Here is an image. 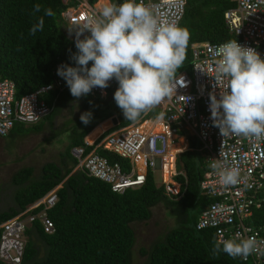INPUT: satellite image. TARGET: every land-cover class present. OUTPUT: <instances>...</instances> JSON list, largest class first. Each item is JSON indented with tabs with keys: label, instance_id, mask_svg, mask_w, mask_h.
Instances as JSON below:
<instances>
[{
	"label": "trees",
	"instance_id": "1",
	"mask_svg": "<svg viewBox=\"0 0 264 264\" xmlns=\"http://www.w3.org/2000/svg\"><path fill=\"white\" fill-rule=\"evenodd\" d=\"M183 15L178 23L189 32L185 59L180 71L189 72L190 47L193 43H221L233 40L224 27L223 12L234 5L233 0H184ZM112 3H116L112 0ZM41 5L40 12L34 6ZM65 7L62 0H0V78L10 80L14 85V97L32 92L52 81L54 65L75 66L71 59L77 52L75 41L60 33L57 24L61 22L60 11ZM51 8L54 16L44 15ZM40 17L44 19L43 29L30 34V29ZM92 62H89L91 67ZM118 85V84H116ZM107 89V94L115 90ZM107 96V95H106ZM51 105V111L41 120L50 123L64 108L71 111L76 106L92 113L88 124L80 117L65 128L68 140L60 154L59 163L45 162L37 178L30 180L29 166L17 170L11 178L18 188L13 193L14 207L0 211V222L13 216L18 210L32 203L47 191L56 187L57 200L47 210L53 224V232L47 234L34 221L25 230V244L20 264H130L129 253L134 235L129 224L145 220L150 208L162 204L173 220V225L161 240L154 241L141 264H249L240 257L232 258L223 251L214 252L215 239L211 229H196L195 221L201 209L211 201L199 190L198 183L206 167L205 156L197 149L198 142L188 138V149L177 156V166L185 177L182 195L177 200H168L161 187H156L151 173L137 188H127L122 193L109 189L107 183L86 176L80 170H73L76 160L70 149L82 145L86 136L102 120L115 116L118 129L134 121L126 120L114 97L98 99L89 96L73 97L70 89L58 94L49 93L44 98ZM158 110L152 108L143 116L153 117ZM141 114V115H142ZM15 124L6 137L11 138ZM107 130V132L109 131ZM106 133V132H105ZM90 147L86 148L88 150ZM97 152L109 162L125 166V160L106 150ZM182 182L181 177H177ZM250 221L255 225L264 224V203L252 212ZM36 238L44 246V254L36 257L33 243ZM0 264H3L0 262Z\"/></svg>",
	"mask_w": 264,
	"mask_h": 264
},
{
	"label": "built area",
	"instance_id": "2",
	"mask_svg": "<svg viewBox=\"0 0 264 264\" xmlns=\"http://www.w3.org/2000/svg\"><path fill=\"white\" fill-rule=\"evenodd\" d=\"M89 1L62 0L65 7L59 13L61 22L79 29L89 17L99 18L101 11L96 2ZM143 2L167 22L179 23L185 7L184 0ZM233 2L234 5L222 15L225 29L241 46L255 49L264 58V0ZM84 33L90 35L87 31ZM225 42L191 44L189 72L183 70L174 75L173 93L154 107L158 110L157 115L145 118L142 114L131 124L108 133L105 130L92 141H87L84 136L82 145L70 149L76 160L73 170L107 183L115 193L139 187L151 173L155 186L161 187L164 196L168 200H177L182 195L185 177L176 159L181 151L188 149V138L193 136L206 161L198 183L199 190L211 198L199 212L195 228L211 229L215 241L231 238L237 233L264 240V224L255 225L250 221L253 210L264 203V137L257 139L255 136L233 134L223 137L211 116V95L215 94L219 99L221 91L213 76L217 59L214 53ZM58 67L60 64L56 63L49 84L17 98L14 97L13 83L0 78V137L6 136L13 125L34 124L51 111L53 103H46V95L58 94L69 88L66 81L57 75ZM116 84L118 81L113 78L107 88L95 87L87 96L105 99L107 89ZM98 149L122 157L126 161L125 166L109 162L97 152ZM214 164L238 168L239 182L223 186L219 169L214 168ZM155 173H158V182L154 180ZM177 177H181L182 182ZM55 190L53 187L0 222L1 263L20 264L25 230L31 227L32 222L36 221L47 234L53 232L47 210L57 200ZM240 259L249 264H264V256L257 254Z\"/></svg>",
	"mask_w": 264,
	"mask_h": 264
},
{
	"label": "clouds",
	"instance_id": "3",
	"mask_svg": "<svg viewBox=\"0 0 264 264\" xmlns=\"http://www.w3.org/2000/svg\"><path fill=\"white\" fill-rule=\"evenodd\" d=\"M40 10L41 5L36 4L34 12ZM44 15L51 17L55 13L47 8ZM43 25L44 19L40 17L30 34L42 30ZM85 31L90 35L81 39ZM76 34L77 52L71 56L75 66L61 65L57 69L73 97L87 96L95 87L105 89L115 78L119 86L114 100L126 120L136 121L172 95L174 75L185 59L189 32L174 21L161 20L143 0L110 2L99 18L89 17ZM214 55L217 59L213 76L221 91L219 99L211 95L213 123L223 137H264V58L236 40L218 46ZM91 117L88 111L80 119L86 125ZM213 167L219 169L223 186L239 182L238 168L220 164ZM221 251L234 259H247L252 254L264 256V240L237 233L215 242V254Z\"/></svg>",
	"mask_w": 264,
	"mask_h": 264
},
{
	"label": "rangeland",
	"instance_id": "4",
	"mask_svg": "<svg viewBox=\"0 0 264 264\" xmlns=\"http://www.w3.org/2000/svg\"><path fill=\"white\" fill-rule=\"evenodd\" d=\"M95 1L90 0L89 2L94 3ZM57 28L60 33L70 39L74 38L77 30L62 22L57 24ZM84 36L87 34L83 33L80 38L83 39ZM118 86L115 85V90L107 94L106 99L114 97ZM82 113L83 110L76 106H73L71 111L64 108L50 123L39 120L34 124L19 125L20 127L16 129L11 138L0 137V211L15 206L13 193L18 186L12 183L11 178L17 170L29 166L32 169L29 179L32 180L39 176L43 163H59L60 154L63 153L68 140L63 130ZM113 130L110 129L108 132ZM105 132L108 133L107 130ZM154 180L158 182V173L154 174ZM172 225L173 220L167 208L160 203L150 208V216L147 219L131 222L129 226L134 235V242L129 253L130 264L144 262L146 255L141 254L140 250H148L154 241L161 240ZM33 243L36 248V257H41L44 254V246L36 238H33Z\"/></svg>",
	"mask_w": 264,
	"mask_h": 264
},
{
	"label": "bare ground",
	"instance_id": "5",
	"mask_svg": "<svg viewBox=\"0 0 264 264\" xmlns=\"http://www.w3.org/2000/svg\"><path fill=\"white\" fill-rule=\"evenodd\" d=\"M110 123L107 119L102 120L101 122H99L97 125H95L85 136V138L89 141L92 140V138H94V136L98 133H100L104 128H106L107 126H109Z\"/></svg>",
	"mask_w": 264,
	"mask_h": 264
},
{
	"label": "water",
	"instance_id": "6",
	"mask_svg": "<svg viewBox=\"0 0 264 264\" xmlns=\"http://www.w3.org/2000/svg\"><path fill=\"white\" fill-rule=\"evenodd\" d=\"M74 38H77V35H76V34L74 35ZM108 119H109V120H108ZM108 119H107V120L110 122V125L107 126L106 128H104L100 133L96 134V135L94 136V138L97 137L99 134H101L103 131L109 129L112 125H113V126L116 125V123H117V119H116L115 116H110ZM87 133H88V132H87ZM94 138H92V140H93ZM85 139H86V138H85ZM86 140H87V139H86ZM92 140H91V141H92ZM87 141H89V140H87Z\"/></svg>",
	"mask_w": 264,
	"mask_h": 264
},
{
	"label": "crops",
	"instance_id": "7",
	"mask_svg": "<svg viewBox=\"0 0 264 264\" xmlns=\"http://www.w3.org/2000/svg\"><path fill=\"white\" fill-rule=\"evenodd\" d=\"M95 2H96L97 7L100 9V11H102L104 6H106L110 2L112 3V0H96Z\"/></svg>",
	"mask_w": 264,
	"mask_h": 264
}]
</instances>
